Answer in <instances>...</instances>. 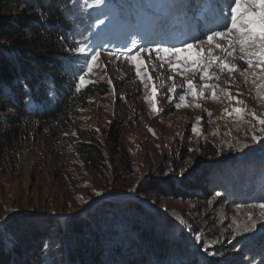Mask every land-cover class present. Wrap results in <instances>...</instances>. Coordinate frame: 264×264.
<instances>
[{
  "label": "rangeland",
  "instance_id": "obj_1",
  "mask_svg": "<svg viewBox=\"0 0 264 264\" xmlns=\"http://www.w3.org/2000/svg\"><path fill=\"white\" fill-rule=\"evenodd\" d=\"M215 4L216 0H102L99 5L90 0L85 4L90 14L77 15L74 49L83 46L89 54L99 52L98 66L86 77L91 83L76 92L75 67L83 65L84 60L82 56L77 60L73 50L68 53L76 82L70 123L60 132L44 130L35 122L26 123L16 160L0 172V218L17 213L56 217L53 228L57 229L67 223L69 214L81 211L83 215L116 197L128 201L139 199L141 194L147 199V208L171 216L187 234L196 264H256L264 255V224L258 222L257 228L249 232L244 227L248 214L258 213L259 203L252 201L239 208L226 196L216 197L214 188H193L192 183L206 170L212 174L220 167L227 166V170L232 165L260 162L264 158V137L261 143H252L247 126L224 115L225 108L230 111L236 104L233 101L230 106L223 97L220 101H198L201 109H177L178 94L186 91V86L181 87L184 78L172 73L167 65L161 67L162 61L147 59L142 53L158 92L159 110L153 112L147 102L152 85L145 88L134 66L125 59L139 48L178 44L213 27ZM215 54L223 55L218 50ZM235 63L243 66L239 60ZM170 76L173 79H168ZM242 80L237 74L235 84L228 87L225 81H231L224 73L218 83L233 94L242 93L237 99L249 109L264 112L251 82L245 84ZM173 84L176 93L170 90ZM85 88L94 93H88L83 102L85 99L79 96L87 94ZM217 92L219 95V89ZM186 100L191 103V97ZM111 126L121 128L129 163L123 158L110 159L105 150L107 168L99 172L86 162L81 148L94 138L105 145ZM193 126L201 129L199 135L192 132ZM243 143H249V147L241 149ZM210 148H215V158L210 157ZM261 166L264 172V162ZM161 184H174L180 190L192 187V198L162 196L157 190ZM258 193L264 203V187ZM255 245L260 246L254 250ZM190 259L185 263L194 261Z\"/></svg>",
  "mask_w": 264,
  "mask_h": 264
},
{
  "label": "trees",
  "instance_id": "obj_2",
  "mask_svg": "<svg viewBox=\"0 0 264 264\" xmlns=\"http://www.w3.org/2000/svg\"><path fill=\"white\" fill-rule=\"evenodd\" d=\"M89 1L0 0V172L16 160L26 123L59 132L68 127L76 103L68 53L74 49L77 15L89 16L85 6ZM26 96L37 104H26ZM41 100L50 103L41 105ZM121 137V128L111 126L105 145L96 138L83 145L86 162L102 172L107 168V151L110 159L129 163ZM214 149L210 148L211 158L216 157ZM263 162L264 158L227 170L220 167L212 174L206 170L192 186L214 188L239 208L252 201L263 203L258 193L264 187ZM157 190L162 196L192 198V187L180 190L161 184ZM144 197L138 194L139 199L128 201L116 197L83 215L69 214L67 223L57 229L56 217L19 213L1 217L0 264H196L187 234L171 216L147 208ZM190 257L194 261L185 263ZM256 264H264V255Z\"/></svg>",
  "mask_w": 264,
  "mask_h": 264
},
{
  "label": "snow or ice",
  "instance_id": "obj_3",
  "mask_svg": "<svg viewBox=\"0 0 264 264\" xmlns=\"http://www.w3.org/2000/svg\"><path fill=\"white\" fill-rule=\"evenodd\" d=\"M95 3L99 5L102 0H95ZM215 7L216 19L213 27L191 35L188 40L182 39L178 44L166 47L139 48L134 54L126 56L125 59L134 66L135 74L140 78V82L144 84L145 88L152 85L151 96L147 102L151 105L153 112L159 110L156 100L158 92L142 53L147 55V59L162 61L161 67L167 65L172 73L184 78L185 85L181 87L186 86V91L178 94L177 109L182 107L201 109L202 105L198 101L205 99L220 101L223 97L227 99L230 106L235 101L236 106H231L230 111L229 108H225L224 115L235 117L236 121L246 125V134L247 132L251 133L250 141L259 144L264 137V112L258 113L249 109L242 100L237 99V96L242 93L233 94L228 88H220L218 82L221 80V75L227 73L231 84L228 81L225 83L231 87L232 84H235L238 74L243 78V83L251 82L256 90V98L264 106V0H216ZM217 50L223 55L215 54ZM73 51L77 53V60L80 56L84 60L83 65L75 67L78 79L75 90L80 92L83 87L91 83V80L86 77H90L94 67L98 66L100 53L91 52L89 54L88 49L83 46L73 49ZM129 51L132 49L129 48ZM152 53H155L154 57ZM236 60L241 61L243 66H238L235 63ZM75 64L74 61L73 65ZM168 79H173V77L170 76ZM197 80L203 83L198 84ZM170 90L176 93L175 84ZM47 95L46 92L45 96ZM187 97H191L190 104L186 100ZM25 103L30 106L37 104L31 96H26ZM44 103H50V101H40L41 105ZM211 115L212 113L209 111L208 116L211 117ZM196 123H200L199 118ZM192 132L199 135L201 129L193 126ZM257 132L260 135H257ZM229 147L233 148L231 144ZM240 147L241 149L248 148L249 143H243ZM215 196L221 197L222 193L217 191ZM257 208L259 209L258 213L250 212L248 214V223L244 227L245 232L255 230L258 222L264 224V203H259ZM237 230L239 232V226H237ZM208 247L210 248L211 245ZM204 250L208 251L207 248Z\"/></svg>",
  "mask_w": 264,
  "mask_h": 264
}]
</instances>
